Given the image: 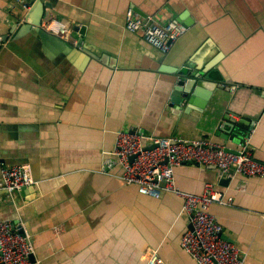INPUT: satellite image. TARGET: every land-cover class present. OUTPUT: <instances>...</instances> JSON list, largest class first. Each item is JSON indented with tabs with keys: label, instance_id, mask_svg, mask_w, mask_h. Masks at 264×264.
Segmentation results:
<instances>
[{
	"label": "crops",
	"instance_id": "obj_1",
	"mask_svg": "<svg viewBox=\"0 0 264 264\" xmlns=\"http://www.w3.org/2000/svg\"><path fill=\"white\" fill-rule=\"evenodd\" d=\"M129 9L187 31L163 53L125 29ZM49 18L78 44L40 28ZM135 129L232 151L247 137L264 163V0H0V170L25 166L35 181L12 194L0 184V219L31 235L35 264H148L150 249L160 264H197L181 246L183 199L106 170L116 132ZM174 177L230 197L210 206L223 237L244 264H264V176L187 162Z\"/></svg>",
	"mask_w": 264,
	"mask_h": 264
},
{
	"label": "built area",
	"instance_id": "obj_2",
	"mask_svg": "<svg viewBox=\"0 0 264 264\" xmlns=\"http://www.w3.org/2000/svg\"><path fill=\"white\" fill-rule=\"evenodd\" d=\"M125 29L140 32L145 41L163 53L186 31L187 27L178 19L161 23L152 16L141 17L133 9L125 16ZM45 32L68 41L73 38L67 24L49 18L40 24ZM248 138L237 151L222 143L207 139H173L168 136L145 135L139 129L116 132L115 146L106 159V170L115 166L122 168L121 178L127 185H135L142 194L159 197L164 191L173 192L183 199L182 213L189 220L190 228L181 239L182 248L197 264H244L240 249L223 237V228L210 211L213 203L226 204L231 201L214 191L211 184L202 194L184 192L175 184L174 168L187 162L214 165L223 177L236 173L250 177L264 176V163L255 160L248 149ZM0 184L7 193L35 184L25 166L2 167ZM33 243L31 235L12 220L0 219V264H35L31 259ZM148 264H160L156 249H150Z\"/></svg>",
	"mask_w": 264,
	"mask_h": 264
},
{
	"label": "water",
	"instance_id": "obj_3",
	"mask_svg": "<svg viewBox=\"0 0 264 264\" xmlns=\"http://www.w3.org/2000/svg\"><path fill=\"white\" fill-rule=\"evenodd\" d=\"M38 25H40V24H38ZM192 83V79H186V80H184V79H181L180 81H179V86H185L184 87V89L183 90H187V88L189 87V85ZM179 88L180 87H177V89L179 90ZM240 122H244L243 120H241ZM235 125H237V123H235V124H230V126L234 129V127H235V129H236V126ZM235 140H238V138L235 136ZM200 165H202V164H200ZM203 166V165H202ZM5 190V189H4ZM5 192H7V191H5ZM223 235V234H222ZM31 259H32V261H34V259H33V256L31 255Z\"/></svg>",
	"mask_w": 264,
	"mask_h": 264
}]
</instances>
